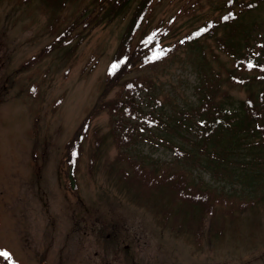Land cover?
I'll return each mask as SVG.
<instances>
[{"label":"rangeland","instance_id":"rangeland-1","mask_svg":"<svg viewBox=\"0 0 264 264\" xmlns=\"http://www.w3.org/2000/svg\"><path fill=\"white\" fill-rule=\"evenodd\" d=\"M221 1L190 0L192 8L182 10L184 0H160L154 3L144 31L159 19L172 18L170 27L184 35L216 14L214 8ZM81 5L77 1L65 6L57 27L67 25ZM254 18L264 34V3ZM47 20V15L34 5L0 0V261L264 264V210L259 205L238 212L234 224L226 225L216 236H209L206 216L200 235L189 237L162 226L152 206L127 200L103 173V166L116 156L105 135L108 113L105 109L99 111L98 106L95 114L88 113L96 104L106 66L127 17L94 28L64 62L52 53L33 65H25L54 35L46 27ZM209 46L210 50L204 46L202 54L194 53L196 59L189 60L190 54L177 50L155 67L132 74L147 73L154 81L157 100L166 106L186 107L195 101L194 65L201 55L214 72L221 71L220 65L224 69L233 66L226 55L212 58L217 49L211 42ZM216 75L220 77L218 90L226 94L216 99L236 106L244 97L242 88L222 81L225 73ZM84 122L87 130L79 141L73 188L64 173V155L68 147L74 146ZM100 136L104 139L96 148L100 159L89 169V159L95 153L94 139ZM134 153L160 161L171 159L168 150L147 140L139 142ZM196 175L218 189L237 188L213 182L202 170Z\"/></svg>","mask_w":264,"mask_h":264},{"label":"trees","instance_id":"trees-1","mask_svg":"<svg viewBox=\"0 0 264 264\" xmlns=\"http://www.w3.org/2000/svg\"><path fill=\"white\" fill-rule=\"evenodd\" d=\"M18 1L47 15L46 27L54 33L25 65L52 53L64 62L94 28L127 17L106 66L97 105L88 113L95 114L97 106L108 113L105 135L116 156L103 166V173L127 200L152 206L162 226L194 238L200 235L206 216L209 236H216L226 225L234 224L238 212L258 205L264 210V34L254 18L264 0H222L214 8L216 14L184 35L170 27L172 18L159 19L144 31L154 3L160 0ZM77 1L82 3L77 14L67 25L57 27L64 7ZM193 5L184 0L181 9L190 10ZM209 42L217 49L212 58L226 55L233 66L224 69L220 65L221 71L214 72L201 55L194 65L197 79L191 105L166 106L157 100L154 81L147 73L132 74L155 67L177 50L190 54L189 60L196 59L193 54H202L204 46L210 50ZM218 72L225 73L222 81L242 88L244 97L236 106L216 99L217 95L226 96L218 90ZM86 130L84 122L74 146L64 155V173L73 188L79 141ZM103 140V136L94 139L89 169L97 166L100 158L96 148ZM145 140L168 150L170 161L134 153L137 144ZM199 170L213 182L237 188L218 189L197 176ZM0 264H5L2 259Z\"/></svg>","mask_w":264,"mask_h":264}]
</instances>
